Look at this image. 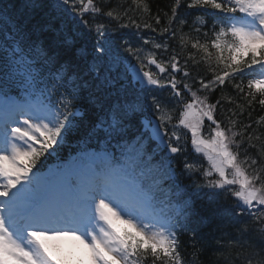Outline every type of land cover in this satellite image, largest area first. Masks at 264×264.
<instances>
[{"label": "snow or ice", "instance_id": "snow-or-ice-1", "mask_svg": "<svg viewBox=\"0 0 264 264\" xmlns=\"http://www.w3.org/2000/svg\"><path fill=\"white\" fill-rule=\"evenodd\" d=\"M0 37V264H186L185 234L196 264L225 215L264 238V0H0Z\"/></svg>", "mask_w": 264, "mask_h": 264}, {"label": "trees", "instance_id": "trees-1", "mask_svg": "<svg viewBox=\"0 0 264 264\" xmlns=\"http://www.w3.org/2000/svg\"><path fill=\"white\" fill-rule=\"evenodd\" d=\"M3 2L7 3L9 0H3ZM149 3L153 13H155L158 10L167 11L173 0H149ZM232 94L234 95V93ZM217 95L219 94L217 93ZM239 102L243 103L242 100ZM259 115H264V111L256 106L253 117L258 118ZM88 126L89 124L86 121L77 132L69 137L66 145L71 146L72 143L82 139L88 131ZM186 154L189 160H199L207 166V162L202 157L192 153L189 144H187ZM221 203L231 206L230 201L222 199ZM203 215L207 216V213ZM201 219L202 222L198 227L193 224V227L198 229L199 236L202 237L197 247L203 249L197 253L196 264H247L249 259L252 260L253 264H256L259 259L264 258V238L259 233L252 231L251 226L248 232L242 233L240 230L243 227V222L234 220L231 216L225 215L211 221ZM217 240L222 241V243H217ZM236 240H239L240 243L229 244V241ZM181 241L184 246L182 254L186 258V264H191V254L194 249L191 246L190 236L187 234L182 235Z\"/></svg>", "mask_w": 264, "mask_h": 264}, {"label": "rangeland", "instance_id": "rangeland-1", "mask_svg": "<svg viewBox=\"0 0 264 264\" xmlns=\"http://www.w3.org/2000/svg\"><path fill=\"white\" fill-rule=\"evenodd\" d=\"M67 241H59V243L64 244ZM49 245H54L51 242H49ZM55 248V246H53ZM60 249V248H59ZM73 248H72V242L68 241V244L66 245V249L65 250H60V255L59 257H61L62 259H64V261H67L70 259V254L72 253ZM77 256L79 255L78 253L76 254ZM71 264H76V260L72 259L71 260Z\"/></svg>", "mask_w": 264, "mask_h": 264}]
</instances>
